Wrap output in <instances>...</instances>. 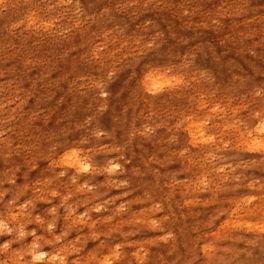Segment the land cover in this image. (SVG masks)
<instances>
[{"label":"clouds","instance_id":"obj_1","mask_svg":"<svg viewBox=\"0 0 264 264\" xmlns=\"http://www.w3.org/2000/svg\"><path fill=\"white\" fill-rule=\"evenodd\" d=\"M0 264H264V0H0Z\"/></svg>","mask_w":264,"mask_h":264},{"label":"rangeland","instance_id":"obj_2","mask_svg":"<svg viewBox=\"0 0 264 264\" xmlns=\"http://www.w3.org/2000/svg\"><path fill=\"white\" fill-rule=\"evenodd\" d=\"M134 35H135L134 32L130 33L129 39H131ZM185 39H188L189 43L193 45L191 49L187 48L186 46H182L181 44L177 43V41H175V40H172L168 36V34L165 32L164 37H163V43H161V48L166 49V54L170 57L172 56V50L173 49H177V48H181V47H184V50L181 52H177V54H176L177 57L188 55L189 52L195 54L196 44L190 39V37L188 35H185ZM128 42H129L128 40H125V44H127ZM126 55H128V54L126 53ZM159 55L163 56V55H165V53L160 52ZM161 68H163V65L161 66ZM167 82H168V80H167L165 73L163 71H160V75L154 78V83L160 87H163L164 84H166ZM196 123H199V122L196 121ZM101 179H103V178L101 177ZM178 179L184 180V181H192L195 179V177L191 176V175H183V176L178 177ZM17 182L20 183L21 181H17ZM110 195H119V190H114L112 193H110ZM142 196H143V193L138 190L136 193L133 194V196L131 198L136 199V200H141ZM119 202L120 201H117V203H119ZM145 207H147L146 204L138 203V204L133 205V210L135 212H143ZM84 210H85L84 208L79 209L80 212H83ZM224 223L227 224L228 221L225 219ZM249 223H251V221H249ZM30 227H31V225H30ZM74 235H75V233L73 234V236ZM142 238L143 239H153L154 237L145 235ZM93 247H94L93 242L89 241L88 249L90 250Z\"/></svg>","mask_w":264,"mask_h":264}]
</instances>
